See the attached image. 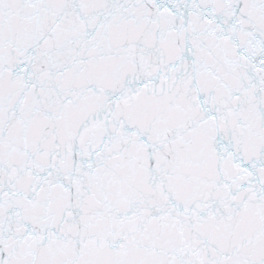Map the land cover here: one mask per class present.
<instances>
[{"label": "snow or ice", "instance_id": "obj_1", "mask_svg": "<svg viewBox=\"0 0 264 264\" xmlns=\"http://www.w3.org/2000/svg\"><path fill=\"white\" fill-rule=\"evenodd\" d=\"M0 264H264V0H0Z\"/></svg>", "mask_w": 264, "mask_h": 264}]
</instances>
